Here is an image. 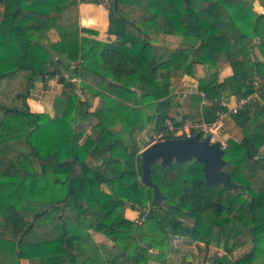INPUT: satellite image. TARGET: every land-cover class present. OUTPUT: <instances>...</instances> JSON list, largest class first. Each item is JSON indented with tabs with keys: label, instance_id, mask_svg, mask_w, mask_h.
<instances>
[{
	"label": "trees",
	"instance_id": "obj_1",
	"mask_svg": "<svg viewBox=\"0 0 264 264\" xmlns=\"http://www.w3.org/2000/svg\"><path fill=\"white\" fill-rule=\"evenodd\" d=\"M246 1L112 0L106 33L115 41L109 43L81 36L86 31L74 9L67 11L68 21L61 22L68 0H0L1 174L21 178L17 192L23 180L47 176L61 189L59 197L34 205L38 207L24 203L19 210L0 213V244L16 262L76 264L70 253L78 257L84 250L81 238L72 240L81 234L70 230V219L110 240L114 252L120 249L119 255L112 254L119 263L128 256L134 264L161 261L174 235L222 248L225 255L214 256L211 264H225L224 257L240 236L248 238L250 249L234 264L264 260V62L242 57L258 43L264 56V15ZM52 29L59 35L55 42L48 36ZM180 38L179 46L171 45ZM157 40L158 47L153 45ZM222 59L229 62L232 74L219 80ZM196 64L203 67L204 78L184 113L174 88L193 74ZM65 73L78 74L91 97L77 99ZM55 78L72 89L61 94L67 101L61 116L31 112L27 99L35 82ZM209 86L217 99L207 91ZM254 93L260 102L249 99L230 115L242 136L228 139L224 148V169L244 187L246 196L205 185L202 164L194 160L165 167L157 161L150 167V178L165 202L163 207L152 204V188L141 183V148L133 132L152 123L155 134L169 138L170 128L176 131L187 121L210 126L218 120L217 111L224 109L219 96L248 99ZM98 95L110 111H89ZM203 99L208 104L201 106ZM127 103L143 107L136 124ZM172 109L174 116L169 114ZM195 133L191 130L190 136ZM101 185L111 194L94 197ZM26 189L33 196L32 183ZM126 204L158 232L146 234L140 224L127 220ZM182 218L193 220L185 234L178 231ZM152 249L159 250L154 257ZM79 258L80 264L95 263Z\"/></svg>",
	"mask_w": 264,
	"mask_h": 264
},
{
	"label": "rangeland",
	"instance_id": "obj_2",
	"mask_svg": "<svg viewBox=\"0 0 264 264\" xmlns=\"http://www.w3.org/2000/svg\"><path fill=\"white\" fill-rule=\"evenodd\" d=\"M68 1H69L68 2L69 3L68 8L63 10L62 12H60V13H62V17H61L62 23H66L68 21L67 11L71 14L72 10L74 9V10H76L75 11L76 12V18H75L76 21L78 22L79 26L81 28H83V30L86 31V32H82L80 34L81 36L90 38V39L97 41V42L114 43L115 38L112 36H108L106 33V30H105V26H106V24H108V19H107L108 9L112 3V0H100V3L102 4V6H101L102 9H100L99 12H104L103 21L100 19V17H98L97 19H95L91 23V25H84L81 23V20L79 19V11L78 10L80 7V3H84V2H80L79 0H68ZM263 1L264 0H259V3L261 6H262ZM89 5L88 6L90 8H95L94 6H96L93 4H89ZM251 7H255L253 2H251ZM262 8H263V6H262ZM0 12H1V8H0ZM87 31H89V32H87ZM231 31H232V27H229V32H231ZM48 36H49V39L51 40V42H55L59 39V35H58L57 31L54 29H52L49 32ZM181 43H182V39L180 38V39H177V41L173 42L171 45L172 46H179ZM258 44L254 47V53H252V54L249 53L248 57L244 53H242L243 54L242 57H246V60L252 61L254 58L252 56L253 54H259V53L262 54L261 49L258 47ZM153 45L158 47L161 45V42L159 40H157L153 43ZM220 62L222 63V65L224 64V65H227L231 68L229 62L226 59H222V61H220ZM63 76H64V78H66V81H70L71 83L74 84V95L76 96L77 99L87 100L91 97L90 90L86 87L87 86L86 83L83 84L81 82L80 78L78 77V74H76V73H72V74L65 73ZM190 78H191L190 76L182 77L177 82V84L174 88V93L177 94L176 100L182 102V112H184V113L187 112V110H188L189 96L191 95L190 92L185 89V87H187L186 85H188L187 83H189L188 80H191ZM193 78H195V77H192V79ZM52 80H54L53 81L54 83H52V85H56L60 88L58 91H55L53 94L59 93L61 95L63 92H65L66 94H70V92L72 91L70 86H63L61 83L57 82V78L52 79ZM210 89H211V87L209 86L207 88V91L209 92ZM209 93L211 94V97H213L214 99L215 98L217 99V94L213 93L212 91H210ZM103 94H106V93H103ZM56 97L57 98L54 99L56 102L55 105L52 104V102H50V104H48L46 101H44V103H42V107H41V112L45 113L48 117H51V118L61 116V114H62V112H63V110L67 104V101L64 100V101H62L63 104H60V106L58 105V107H56L57 103L59 102V100H58L59 96L56 95ZM259 98L260 97H259L258 93H254L253 95H251L249 97V99L252 101L260 102L261 100ZM107 103L108 102L104 98H102L101 96H99V95L95 96L91 100V105L89 107V111H96V110H99L102 108L103 109H109L108 111H110L109 104H107ZM126 107H130V109L132 110L131 111V120L133 123H134V120L136 118V114L138 116L142 117V111H143L142 106L132 104V103H127ZM175 113H176V109H172L169 112L170 116H174ZM136 123L137 122H135L134 124H136ZM222 123H223L222 121L217 120L214 124L207 126L209 128L210 132H212L213 135L216 136L215 138L217 139V141H220V139H222V142L228 146V139L239 140L241 138V136H240L241 133L240 134L238 133L237 127H236L237 129L233 128L234 129L233 133L228 134V132H226V130H225V127L222 126ZM198 124H200V123H197L195 121H187L179 129L183 128L184 126H188L190 131H191V130L196 129ZM93 128H94V125L90 128H87L86 135L89 134ZM197 131L198 130H196V132ZM201 133H202V131H201ZM223 134L224 135L228 134L227 135L228 138H225L223 136ZM160 135H162V134H160ZM169 135L171 136L172 133H169ZM158 136H159V134H155L153 132L152 123L146 125L142 129L135 130L133 132V135H132L133 139L137 142V144L141 148V150L144 149L145 145H147V143H149L151 141L154 142L156 140H162V139H158ZM162 136H164V135H162ZM169 138H172V137H169ZM163 139H164V137H163ZM5 149L7 152H9L8 154H10L11 148H9L7 146V147H5ZM261 150L264 152V145H262ZM1 170H2V166L0 165V213L1 214L7 215V213L11 209L19 210L23 206L24 203H27L33 207L36 204L39 205L41 202H46V201L52 200L53 198L59 197L61 195L60 185H54L51 182L52 180L49 176L42 178V179L35 180V181L32 179L31 180L27 179L26 183H25V180H23L24 185H22V188L20 189V191L17 192L15 189L17 187V184L20 182L21 178L19 176L18 177L17 176L16 177H10V176H6V175H2ZM29 183H32L33 196L30 194H27L26 186ZM14 190L16 192H14ZM100 193L111 194L110 191L104 185L98 186L95 189V191L93 192V196L96 197ZM34 207H38V206H34ZM148 208H149V205H147L145 210L147 211ZM125 209H131V208L129 207L128 204H126ZM132 211H134L133 212L134 217H133L132 221L135 222L136 224H140L139 226L141 227L142 231H144L146 234L150 233V232L151 233L152 232H158L154 228L150 227V225L152 226L151 223L147 224L146 221H144L143 217H139L137 210H132ZM69 221L71 224L70 230L75 232V233L81 234V237L79 235L75 234V236L72 239V240H75L77 238H81V240H82L81 244H82V247L84 250V254L79 255L78 256V257H80L79 259H83V258L87 257L89 260H93L95 262H97L99 260V258L104 259L103 255H102V254H104V248L100 246L101 245L100 243L104 242L105 241L104 238H106V237L102 233L91 231V230H88L87 228L85 229L83 224L78 223L76 219L75 220L70 219ZM0 222H1V219H0ZM178 223H179V228H178L179 230L178 231L184 232V230L187 231V229H189L193 225V220L191 218H182L178 221ZM186 231L184 232V234L186 233ZM178 234H181V233H178ZM233 240H235V239L232 237L230 239V244L233 242ZM167 245L169 246V252L164 254L161 261L155 260L156 262H159L160 264H164L162 262L164 260V262L166 264L167 263L166 259L169 260V258H170V260L177 261V257L192 254L193 256H195L194 259H196V260H194V264H200L199 259L203 255L221 257V256H224L226 253L222 248L216 247L214 245H209V246L205 245L204 243L193 240L192 238H190L188 236L184 237V236H180V235H174V236L170 237ZM5 249L6 248H4L0 244V264H31L28 260H23V259L20 260L19 262H16L15 259L13 258V256H11ZM249 249H250V242H249L248 238L240 236L239 240H237V243H236L234 249L232 250V252L230 254H227V256L224 257L225 258L224 259L225 264H234V262L237 259H239L242 255L247 253L249 251ZM156 251H154L153 249L150 250L149 251L150 255L153 257L156 256V254L159 253V250L157 249ZM175 251L179 252V254H176V255L172 254ZM70 254H71L70 259L72 260V262H75L77 264L79 262V260L77 259L78 258L77 255L73 254V253H70ZM35 264H37V263H35ZM252 264H264V260L261 258H258Z\"/></svg>",
	"mask_w": 264,
	"mask_h": 264
},
{
	"label": "water",
	"instance_id": "obj_3",
	"mask_svg": "<svg viewBox=\"0 0 264 264\" xmlns=\"http://www.w3.org/2000/svg\"><path fill=\"white\" fill-rule=\"evenodd\" d=\"M141 158V183L152 188L151 203L163 207L165 196L150 178V167L154 162L170 166L173 162L194 160L202 164L204 184L221 186L225 190L245 195L244 187L231 180L224 169V149L219 141H211L210 134L202 138L200 131L189 137H172L156 140L139 152ZM246 196V195H245Z\"/></svg>",
	"mask_w": 264,
	"mask_h": 264
},
{
	"label": "crops",
	"instance_id": "obj_4",
	"mask_svg": "<svg viewBox=\"0 0 264 264\" xmlns=\"http://www.w3.org/2000/svg\"><path fill=\"white\" fill-rule=\"evenodd\" d=\"M246 2L250 6H251V2H253L254 6H255V7H252L253 10L257 13H263V15H264V8H262V6L260 5L259 0H247ZM89 4L90 3H80V7H79L78 11H79V19L81 20V23H83L87 19L89 21H94L98 17H100V19L103 21L104 12H99L100 9H102L101 8L102 4L100 3L99 5L94 6L95 8H90ZM106 29H107V24L105 26V30ZM250 53L251 54L254 53V48H253V51ZM252 56L254 57L252 61L257 59L260 62H264V56L262 54H260V53L259 54H253ZM231 74H232L231 68L227 65H224V64L222 65V63H221L219 80H223L224 78L230 76ZM190 77H191L190 78L191 80H188L189 83H187L188 85H186L187 87H185V89L188 90L190 92V94H192V93L197 92V88H198V85L200 83V80L204 78L203 67L201 65H197V64L194 65L193 66V74ZM192 77H195V78L192 79ZM53 81L54 80L50 79V80H46V81L35 82L34 87L30 93V96L27 99V103H28V106H29V109L31 112H35V113L41 112L42 103H44V101H46L48 104H50V102H52V104L55 105L56 102L54 99L57 98L56 95L59 96V98H58L59 102L57 103L56 107H58V105L60 106V104H63L62 101H64L65 99L59 93L53 94L55 91H58L60 89L58 86L52 85V83H54ZM200 94H201V96L204 95L202 93H200ZM235 99H236L235 96H233V95L230 96V101H229L230 105L234 104ZM205 104L207 105L208 102L203 99L201 102V106L205 105ZM218 121L223 122L222 126L225 127V130H226V132H228V134L233 133V131H234L233 128H235V129L238 128L235 125V123L232 121L230 115L224 116L221 120H218ZM237 131L239 134L241 133L239 128ZM227 135L223 134V136L225 138H228ZM240 136H242V134H240ZM219 142H222V139H220ZM133 212L134 211H132L131 209H125L124 210V217L127 220H132L134 217ZM104 239H105V241L100 243L105 248L104 254H102L104 259L99 258V260L97 262H95L94 264H134L133 259L130 256H128V258H125L124 261L121 263L116 262L114 260V258H112V254L115 253L116 255H119L120 249H118V250L115 249L116 252H114V248H113L114 244L111 243V241L108 240L107 238H104ZM153 250L156 251L155 249H153ZM172 254L176 255V254H179V252L175 251ZM194 257L195 256H193L192 254L183 255L181 257H177V261L170 260V258H169V260L166 259V261H167L166 264H194V260H196V259H194ZM213 257L214 256H206V255L201 256L199 259L200 264H211ZM84 260H85V258L80 259L81 262ZM111 261H112V263H111ZM79 264H80V262H79ZM136 264H144V263H136ZM146 264H160V263L153 261V260H151V261L149 260V262Z\"/></svg>",
	"mask_w": 264,
	"mask_h": 264
},
{
	"label": "built area",
	"instance_id": "obj_5",
	"mask_svg": "<svg viewBox=\"0 0 264 264\" xmlns=\"http://www.w3.org/2000/svg\"><path fill=\"white\" fill-rule=\"evenodd\" d=\"M218 101H219V105L222 108H224L222 110L217 111L218 120H221L224 116L235 114L237 111H239L242 108V106L249 101V98L235 99L234 104L230 105L229 103L230 96L222 95L219 96ZM170 129H171L170 133H172L171 137H183V135H185L186 137L190 136V129L188 126H184L183 128L178 129L176 131H174L172 128ZM194 130H198L200 131V133L202 131L201 133L202 138L210 134V140L216 141L215 136L213 135L212 132H210L207 125L203 123L198 124L197 128ZM158 139H163V136L159 134ZM220 144L221 147L224 149L226 145L223 142H220Z\"/></svg>",
	"mask_w": 264,
	"mask_h": 264
}]
</instances>
